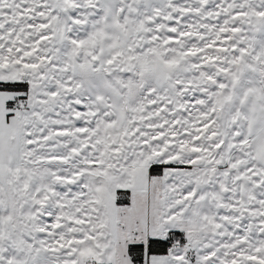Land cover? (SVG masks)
<instances>
[{
    "label": "snow or ice",
    "instance_id": "6c2138e0",
    "mask_svg": "<svg viewBox=\"0 0 264 264\" xmlns=\"http://www.w3.org/2000/svg\"><path fill=\"white\" fill-rule=\"evenodd\" d=\"M0 264H264V0H0Z\"/></svg>",
    "mask_w": 264,
    "mask_h": 264
}]
</instances>
